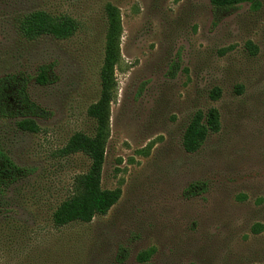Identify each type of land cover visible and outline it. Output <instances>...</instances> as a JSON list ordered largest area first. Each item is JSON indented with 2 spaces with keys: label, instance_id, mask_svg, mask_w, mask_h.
<instances>
[{
  "label": "rangeland",
  "instance_id": "1",
  "mask_svg": "<svg viewBox=\"0 0 264 264\" xmlns=\"http://www.w3.org/2000/svg\"><path fill=\"white\" fill-rule=\"evenodd\" d=\"M106 3L122 32L101 186L120 197L88 223L56 226L54 209L89 166L58 151L94 132L86 110L100 91ZM34 10L78 29L27 40L18 19ZM45 64L54 82L26 86L47 112L39 131L0 117V149L33 169L0 194V264H264V0L227 12L210 0H0V78ZM210 108L219 130L186 152L185 127ZM194 182L203 191L188 196Z\"/></svg>",
  "mask_w": 264,
  "mask_h": 264
},
{
  "label": "trees",
  "instance_id": "2",
  "mask_svg": "<svg viewBox=\"0 0 264 264\" xmlns=\"http://www.w3.org/2000/svg\"><path fill=\"white\" fill-rule=\"evenodd\" d=\"M243 1L250 0H210L214 12H227ZM106 33L103 55L99 67V96L87 110V116L94 123V132L86 134L75 132L65 145L59 149L60 156L82 154L89 160L88 169L73 178L71 193L62 200L52 213V222L64 226L72 222H90L95 215H105L118 201L120 189H105L101 186V173L105 158V148L110 134L111 103L116 97V66L121 59L119 44L121 23L119 9L112 3L104 6ZM18 30L22 37L34 40L43 35L56 39L71 37L78 29V22L68 15H52L44 10H34L18 19ZM34 78L39 85H47L56 79L52 64L40 65L34 76L24 74L6 75L0 78V117H17L20 130L36 133L39 127L34 118L43 117L46 110L33 102L27 94V83ZM216 95L219 90H216ZM220 128L219 113L215 108L205 113L196 111L184 129L183 149L188 153L196 152L209 133ZM33 169L15 164L0 149V194L13 183L26 178ZM203 191V184L194 182L185 189L188 196ZM253 226V232L259 231ZM257 227V228H256ZM149 254L140 253L138 259L146 262ZM193 264V263H191Z\"/></svg>",
  "mask_w": 264,
  "mask_h": 264
}]
</instances>
